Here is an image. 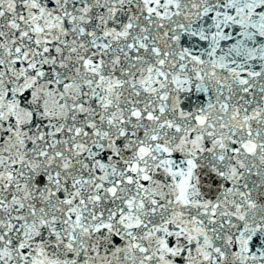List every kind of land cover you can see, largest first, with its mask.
I'll list each match as a JSON object with an SVG mask.
<instances>
[{"label":"snow or ice","instance_id":"1","mask_svg":"<svg viewBox=\"0 0 264 264\" xmlns=\"http://www.w3.org/2000/svg\"><path fill=\"white\" fill-rule=\"evenodd\" d=\"M0 264H264V0H0Z\"/></svg>","mask_w":264,"mask_h":264}]
</instances>
